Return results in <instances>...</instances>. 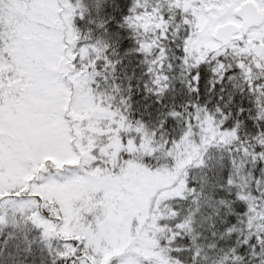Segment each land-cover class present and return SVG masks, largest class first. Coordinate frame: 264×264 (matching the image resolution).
Listing matches in <instances>:
<instances>
[{
	"label": "snow or ice",
	"instance_id": "1",
	"mask_svg": "<svg viewBox=\"0 0 264 264\" xmlns=\"http://www.w3.org/2000/svg\"><path fill=\"white\" fill-rule=\"evenodd\" d=\"M0 264H264V0H0Z\"/></svg>",
	"mask_w": 264,
	"mask_h": 264
}]
</instances>
